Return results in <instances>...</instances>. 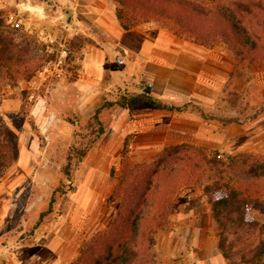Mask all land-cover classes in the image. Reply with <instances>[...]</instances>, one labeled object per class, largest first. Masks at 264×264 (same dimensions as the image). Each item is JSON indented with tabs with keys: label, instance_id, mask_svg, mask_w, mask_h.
<instances>
[{
	"label": "rangeland",
	"instance_id": "374dc122",
	"mask_svg": "<svg viewBox=\"0 0 264 264\" xmlns=\"http://www.w3.org/2000/svg\"><path fill=\"white\" fill-rule=\"evenodd\" d=\"M107 1L0 0V52L12 56L11 71H21L13 80L4 75L6 67L0 69V145L7 149L13 131L17 147L16 161L0 179V264L6 258L22 264L38 258L42 264L75 263L83 243L115 224L122 201L113 199V192L123 164L150 163L165 148L184 143L209 159L217 154L241 163L249 155L258 169L264 165V62L249 67L222 44L201 45L157 23L141 24L120 38L97 22L102 16L116 23L112 29L120 28L116 4ZM103 46L113 58L107 56L109 65L96 78L87 104L75 82L85 76V57ZM153 49L159 59L172 60L174 69L148 66L138 54ZM168 50L177 53L165 57ZM201 56L220 66L215 71L222 85L219 107L195 100L183 104L178 97L174 110L165 112L137 99L153 96L152 84L163 87L171 71L175 87L180 85L191 59L197 65L193 72L213 73L199 63L205 61ZM127 61L137 62V71L120 67ZM99 107L100 135L94 119ZM13 118L20 129L12 126ZM187 174L179 170L168 177L178 182L176 204L163 231L143 251L147 264H212L218 238L209 195ZM237 179L236 186L264 208V177ZM255 217L264 223V213Z\"/></svg>",
	"mask_w": 264,
	"mask_h": 264
},
{
	"label": "trees",
	"instance_id": "16d2710c",
	"mask_svg": "<svg viewBox=\"0 0 264 264\" xmlns=\"http://www.w3.org/2000/svg\"><path fill=\"white\" fill-rule=\"evenodd\" d=\"M112 1L116 4L117 21L124 31L131 32L145 23H157L201 45L222 44L234 59L249 67L264 62V0ZM15 55L16 59L22 57ZM11 57L0 52V69L6 67L4 75L15 80L21 76V71H11ZM23 63L26 62L18 64ZM23 95L28 99L29 92ZM137 99L156 109L174 110L151 95L140 94ZM100 111L99 107L94 116L100 127L98 135L104 131L98 119ZM11 123L15 130L21 128L16 118L11 119ZM10 134L13 139L7 149L0 145V179L17 157L16 139L13 131ZM192 148L183 143L165 148L150 163L123 164L113 192V199L122 201L115 224L107 234L83 243L73 264H147L143 251L159 230L163 231V224L175 208L178 182L168 177L179 170L188 173L209 195L217 246L224 260L232 264H264V223L255 217V213H264V208L255 195L236 186L239 176L248 180L263 178L264 165L258 169L256 163L250 162L253 157L245 154L241 163H236V158L225 162L217 154L209 159L202 150L191 152ZM163 188L168 195L163 194Z\"/></svg>",
	"mask_w": 264,
	"mask_h": 264
},
{
	"label": "crops",
	"instance_id": "0c3cea01",
	"mask_svg": "<svg viewBox=\"0 0 264 264\" xmlns=\"http://www.w3.org/2000/svg\"><path fill=\"white\" fill-rule=\"evenodd\" d=\"M107 2L111 6L112 3L109 0ZM97 18H98L97 22L105 26L107 28L106 31L108 33H115L120 38L132 32V31L131 32L124 31L121 29L120 26H119L120 27L119 29L117 27H114L112 29L111 26L116 24L112 21V19L108 21L105 17L103 18L102 16H99ZM115 21L118 22L117 19H115ZM156 51H157L156 49H153L150 51V53H145L144 51L141 50L138 54L139 56H141V58H144L145 60H147L148 66H158V67L164 66L165 68H168V69L170 68V70L174 69L173 67L175 66L173 65V61L168 60V59H165V60L159 59L157 55L158 53ZM130 52L126 51V54H130ZM174 53H177V52L168 50L163 54H165V57L170 55L169 57L171 58V56H173ZM133 54H136L137 56V52ZM107 56H109L110 58H113L112 52L109 51L107 47L103 46L102 49H98V52L93 53L91 55H87L85 57V60L83 61V67L85 69V76H83V74L80 75L82 79L75 82V88L81 90V92L83 93V95L81 94L82 99L85 102H87V104L88 102L92 103V100H93L92 95L94 94V89H95L93 86H94V82H97L96 78H100L105 72V68H107L106 65H109V62H108L109 59L107 60ZM201 58L205 59V61H200L199 63L204 65V67L211 68L213 70V73L203 74V73H199L198 70L193 72L191 69H195L197 65L194 63L195 61L191 59L188 62V68L190 71H188L187 75L183 76V79L181 80L180 85H177V87H175V84H174V81L175 79H177V77H175V73H173L172 71L169 73V77L167 76V78L165 79L166 83L163 87H158L157 85H155V83L152 84L151 92L153 93L154 98L172 107H173V102H174L173 100L178 97H181L183 99L182 100L184 101L183 104L192 103L193 101L191 100H195V101L202 102V103L204 102L205 104H208V105L212 104L213 107H215L217 104V106L219 107L220 105L218 101L220 100L221 95H222V85L220 84V82L217 81L220 79L219 78L220 75L219 73L216 75L215 71L218 70L220 66L218 63L215 62V60H208V58H205L204 56H201ZM110 64L114 65L113 61H111ZM136 64L137 62L132 63V61H127L126 65H122L120 67L125 71L129 70L130 72H133V71H137ZM143 73L148 74V71L144 70ZM99 88H97V90ZM163 111L171 112L173 110H163ZM189 115L191 114H188V116ZM187 132H188L186 133L188 135L187 137H189L190 131L187 130ZM262 220L264 221V217ZM201 250L203 252L204 250H206V247H204V249H201ZM5 260H6L5 264H22L21 261H18L16 259L14 260V259L6 258ZM11 261L15 263H11ZM41 262H42L41 259L38 258L37 260H34L29 263H25V264H42ZM211 263L212 264H228V262L224 260L221 252H219L218 249H214V252L212 254Z\"/></svg>",
	"mask_w": 264,
	"mask_h": 264
},
{
	"label": "water",
	"instance_id": "95a60500",
	"mask_svg": "<svg viewBox=\"0 0 264 264\" xmlns=\"http://www.w3.org/2000/svg\"><path fill=\"white\" fill-rule=\"evenodd\" d=\"M67 20H68V17H67Z\"/></svg>",
	"mask_w": 264,
	"mask_h": 264
}]
</instances>
